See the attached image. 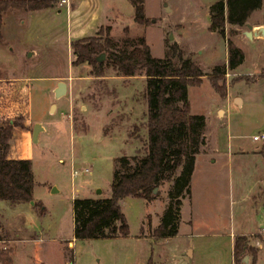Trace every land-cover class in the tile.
I'll return each instance as SVG.
<instances>
[{
  "label": "rangeland",
  "instance_id": "obj_1",
  "mask_svg": "<svg viewBox=\"0 0 264 264\" xmlns=\"http://www.w3.org/2000/svg\"><path fill=\"white\" fill-rule=\"evenodd\" d=\"M67 1L69 13L65 2L55 0L48 8L13 9L4 16L0 78H32L17 81L19 91L0 89V117L8 121L21 116L16 127L9 125L12 143H30L24 153L30 156L39 181L33 196L42 202L45 212L39 214L41 206L36 209L30 202L11 205L0 199V250L12 259L0 264H235L231 232L241 231H252L245 235L257 248V256L253 260L251 253L244 255L246 261L242 256L238 264H264V180L253 187L264 178V145L263 140H252L253 134L264 130V58L255 59L258 72L250 67L226 68L218 77L224 89L241 79L232 85L240 103L234 94L228 101L222 99L208 75L215 64H225L227 38L244 49L246 64L262 44L245 43L249 39L241 31L246 24L235 34L210 29L208 9L215 0H144L150 20L146 24L133 19L129 0ZM257 16L259 11L251 19ZM109 23L110 35L119 46L144 36L157 57H163L167 45L176 42L207 73L200 84L188 85L190 112H214L219 105L226 112L216 126L220 151L211 150L216 123L204 127L205 140L199 151L207 150V154L197 160L190 195L181 197L178 221L184 223L176 235H153L170 200L172 176L161 182L150 201L132 195L120 199L128 235L73 237V199L109 196L116 157L145 153L144 75L126 77L108 68L103 79H93L87 64L71 65L70 42L95 35ZM57 74L74 87L71 111L67 96L55 97L51 77ZM259 75H263L261 79L251 83ZM25 86L30 93L22 96ZM10 91L18 95L9 97ZM53 102L58 104L56 110ZM26 115L47 127L37 141L31 140L33 125L26 126ZM39 236L44 239L38 241ZM59 238L64 240L57 241ZM69 239L73 240L71 246L67 245ZM185 242L193 250L188 260L190 252L182 248Z\"/></svg>",
  "mask_w": 264,
  "mask_h": 264
},
{
  "label": "trees",
  "instance_id": "obj_2",
  "mask_svg": "<svg viewBox=\"0 0 264 264\" xmlns=\"http://www.w3.org/2000/svg\"><path fill=\"white\" fill-rule=\"evenodd\" d=\"M133 6V19L150 22L144 12V0H129ZM55 5V0H0V42L4 16L10 10H40ZM262 7L264 0H215L209 5V28L221 34L227 29L231 34L238 30L232 25L245 23L252 10ZM230 27L226 28V25ZM111 25L101 27L97 34L75 38L70 42L72 66L87 64L88 75L103 79L108 68L117 75L145 77L143 96L147 102V141L145 153L140 156L123 153L116 157L111 192L107 197L73 199V236L76 238L115 237L129 234V224L120 199L128 195L150 201L154 188L173 176L168 189L169 202L164 209L153 235L162 237L178 231L181 197L190 195V180L196 154L204 143L205 116L190 112L188 85L199 84L203 75L201 66L185 55L176 42L166 47L163 57L154 56L144 36L128 39L119 46L110 35ZM227 66L240 63L243 51L227 38ZM104 54L101 57V54ZM225 65L215 64L210 79L215 90L224 96L223 84L218 77L225 72ZM0 117V199L30 202L45 212L40 200H34V175L30 158L9 156L10 124H19L21 116L4 120ZM264 144V143H263ZM176 173V174H175ZM248 235L236 234L232 241V260L238 264L244 255L257 256V248L248 243ZM247 252V253H245ZM11 257L0 250V261L11 262Z\"/></svg>",
  "mask_w": 264,
  "mask_h": 264
},
{
  "label": "crops",
  "instance_id": "obj_3",
  "mask_svg": "<svg viewBox=\"0 0 264 264\" xmlns=\"http://www.w3.org/2000/svg\"><path fill=\"white\" fill-rule=\"evenodd\" d=\"M78 0H76V2H77ZM77 4H78V2H77ZM76 4V5H77ZM76 7V6H75ZM75 7L73 8V9H75ZM259 11V16H257V17H255L254 19H251V17L254 15V13H256L257 11ZM263 9H262V7H258L257 9H254V10H252L251 11V13H250V15H249V17L247 18V20L245 21V23L244 24H246V27L241 31V32H243L245 35H246V37H247V39H249V40H246V41H249V42H246L245 41V43H249V44H251V45H253L254 43H260V44H262L261 45V47L259 48V50H257V52H253L252 53V55H253V58L252 59H250V61H251V63H247L246 64V61H245V58H246V53L244 52V49L241 47V46H239V45H237L242 51H243V57H242V60L240 61V63L239 64H237L236 66H234V67H232V68H230V67H228L227 66V62H225V64H222V65H225L226 66V68H230V69H233L234 71H236V70H239V69H241L242 67H250L251 68V70L253 69V71L254 72H258L257 71V69H256V67L255 66H257L258 65V63L255 61V59L256 58H264V32H262L261 30H259V27H261V26H263L264 27V24L261 22V17H262V13H263V11H262ZM71 10H69V12H70ZM68 12V13H69ZM110 24V23H109ZM248 25H250V27H248ZM232 27H234L235 29H237V30H239V29H241L240 27L241 26H236V25H232ZM248 30H250L251 31V33H252V36L251 37H249V36H247V31ZM77 31V30H76ZM77 38V37H76ZM234 43V42H233ZM235 44V43H234ZM236 45V44H235ZM226 61H227V59H226ZM226 68H225V72H226ZM224 72V73H225ZM223 73V74H224ZM64 75H60V74H57V75H54V76H52L51 78H52V80L54 81V87H53V90L56 88V85H57V82L59 81V80H65L66 81V83H67V91H66V93L64 94V95H62V96H67L68 97V101H69V103H70V111H71V108H72V105H73V102H74V100H75V98H76V94L74 93V87L72 86V82H68V80H66V77H63ZM261 76H263V75H259V77H255L256 79L255 80H253L251 83H256V82H258L259 81V79H261ZM32 77L31 76H25V77H10V78H0V89H3V87L4 88H15L16 89V91H19L20 90V88L18 87V82L20 81V80H27V79H31ZM204 78H206V77H204V75L202 76V79H201V81L202 80H204ZM239 80H241V79H235L234 80V82H232L231 84H228L227 86H226V89H225V94H224V96H221L220 94H218V95H220V97L222 98V99H226V101H228V98H231V96L233 95L234 97H235V101L237 102V103H240L241 102V99L240 98H238V95H237V92H236V90L234 89V90H232V85H234L237 81H239ZM2 81V82H1ZM4 81H6V84H4L3 85V82ZM18 81V82H17ZM201 81H200V83H201ZM199 83V84H200ZM6 85H7V87H6ZM194 85H196V84H194ZM198 85V84H197ZM24 90L26 91V93H24ZM22 92H23V94L21 93V95L22 96H27V95H29V93H30V89L28 88V86H25V87H23V89H22ZM7 93V92H6ZM7 94H9L10 96L9 97H16L17 95H18V93H14L13 91H10V93H7ZM61 97V96H60ZM19 98H21L20 96H19ZM22 99V98H21ZM189 100V99H188ZM189 103H190V101H189ZM51 106L52 107H54V110H56L57 108H58V104L56 103V102H53V103H51ZM212 106H214V104H211V107ZM52 109V108H51ZM205 113H196V114H203L204 116H205V126L206 125H209V123H211V121H214L215 123H216V125L214 124V126L212 127V129H213V131H214V138H213V140H212V142H211V145H212V147H211V150H213V151H220L219 150V146H218V136H217V129H216V126H217V124H219L220 123V121L224 118V115L226 114V112H224V108L222 107V106H217L216 108H215V110H214V112H211V110H207V111H204ZM13 119V118H12ZM12 119H11V121H12ZM24 123H26V126H27V123L29 124V123H31L33 126H34V122L32 121V119H30V117H29V115H26V120H25V122ZM10 125H12V127H16V125L15 124H10ZM41 125H42V129L39 131V133H38V138H39V134H40V132L41 131H45L46 129H47V127H46V125L44 124V123H41ZM32 129H33V127H32ZM9 130H10V133H11V135H10V138H9V142H10V148H9V156L10 157H14V158H30V156H28L26 153H24V150H25V146H27V145H29L28 143H26V141L24 140V142L23 143H21V145H16L15 146V144H13L12 143V128H9ZM31 140H32V131H31ZM263 143H264V141H263ZM262 143V144H263ZM264 145V144H263ZM210 152V151H209ZM208 152V153H209ZM241 152H243V150L241 151ZM228 154H232V150L231 151H229L228 150V152H227ZM256 153V152H255ZM207 154V150H202V151H199L197 154H196V157H195V162H194V168H193V171H192V173L194 172V170H195V167H196V164H197V160H198V158L200 157V156H203V155H206ZM31 159V158H30ZM31 162H32V160H31ZM32 170H33V168H32ZM33 175H34V172H33ZM192 177V176H191ZM264 180V178L263 177H260L257 181H255V183H254V186L253 187H255L256 185H258V183H262V181ZM37 183H39V181L38 180H36V177H35V175H34V186H33V191H34V187H35V185L37 184ZM262 195H261V197L263 198L264 197V187H263V190H262V193H261ZM34 197V196H33ZM7 201V200H6ZM9 204H11V205H15V204H19V203H26V202H15V203H12V202H8ZM28 203V202H27ZM31 205H32V203H30ZM188 222H189V219L187 220ZM187 221H185V222H187ZM184 223V221H183V219L181 220V222H180V225H179V227H178V231H177V233L176 234H178L179 232H180V229H181V224H183ZM247 233H252V231H247V232H245V231H241V232H231V244H232V239H233V236H234V234H247ZM176 234H174V235H176ZM74 237V236H73ZM42 239H44L43 237H41V236H39L38 237V241L39 240H42ZM54 240H56V239H54ZM64 239L63 238H59L57 241H63ZM73 244V240L72 239H69L68 240V243H67V245L68 246H71ZM233 245V244H232ZM182 248H185V251H187V250H189V252H190V254L188 255V256H186V260H188L189 259V257H190V255H192L193 254V250H192V248L185 242L184 243V245L182 246ZM232 250V249H231Z\"/></svg>",
  "mask_w": 264,
  "mask_h": 264
},
{
  "label": "water",
  "instance_id": "obj_4",
  "mask_svg": "<svg viewBox=\"0 0 264 264\" xmlns=\"http://www.w3.org/2000/svg\"><path fill=\"white\" fill-rule=\"evenodd\" d=\"M248 27H250V25H248ZM259 30H261L262 32H264V27L261 26L259 27ZM247 36L251 37L252 36V33L250 30L247 31ZM103 53L101 54V57H103ZM67 91V83L65 80H59L57 82V85H56V88L54 89V94H55V97H60L62 95H64ZM42 129V125L41 123L39 122H36L33 126V129H32V140L33 141H37L38 140V133L39 131ZM157 188H154V191L156 190ZM30 203H33V201L31 200ZM247 259V256H244L243 257V260L246 261Z\"/></svg>",
  "mask_w": 264,
  "mask_h": 264
},
{
  "label": "built area",
  "instance_id": "obj_5",
  "mask_svg": "<svg viewBox=\"0 0 264 264\" xmlns=\"http://www.w3.org/2000/svg\"><path fill=\"white\" fill-rule=\"evenodd\" d=\"M63 2L66 3V6H67L66 10H67V12H69V10H70V9H69V2H68L67 0H61V4H62ZM252 140H254V141H261V140H263V141H264V130H261V132H259V133L253 134V135H252ZM85 170H88V168H85ZM73 173L76 174V173H77V170L74 169V170H73ZM263 231H264V230H263ZM232 264H233V263H232Z\"/></svg>",
  "mask_w": 264,
  "mask_h": 264
}]
</instances>
